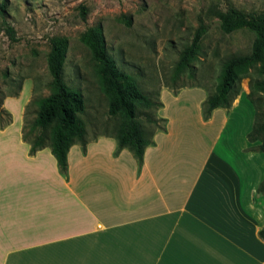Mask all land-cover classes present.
Listing matches in <instances>:
<instances>
[{"label":"crops","instance_id":"1","mask_svg":"<svg viewBox=\"0 0 264 264\" xmlns=\"http://www.w3.org/2000/svg\"><path fill=\"white\" fill-rule=\"evenodd\" d=\"M30 90L24 80L16 112L13 96L0 105L10 114L0 128V264H264V153L246 137L254 112H234L249 103L245 90L204 120L203 89H161L164 130L139 164L126 147L113 153V136L97 135L84 152L69 146L64 174L49 146L31 153L22 138ZM183 91L196 112L177 103Z\"/></svg>","mask_w":264,"mask_h":264},{"label":"rangeland","instance_id":"2","mask_svg":"<svg viewBox=\"0 0 264 264\" xmlns=\"http://www.w3.org/2000/svg\"><path fill=\"white\" fill-rule=\"evenodd\" d=\"M2 1L5 7L0 15V105L4 97L13 96L14 99L6 102L8 109L16 112L22 97L15 95L24 80L31 83L23 106L22 133L28 138L35 133L31 126L36 100L50 91V76L46 69L50 36H63L67 41L62 77L67 86L82 94L84 109L78 117L84 126V137L89 140L97 135H113L119 126V118L107 114L97 64L80 40L86 27H99L107 53L117 68L130 74L138 88L152 99H159L161 89L175 94L187 87L203 89L206 97L213 90L222 61L248 53L254 38V33L244 27L223 33L219 28L218 12L232 7L264 15V0ZM3 20L13 28L15 41L4 32ZM199 26L204 29L199 52L189 70L176 73L174 67L180 52ZM258 77L257 64L239 76L235 96L228 108L245 90L249 103L244 106L242 102L234 112H250L252 106L255 112H264L261 95L257 92L248 95L249 85ZM27 86V82L23 84L21 96L26 94ZM183 92L177 103L187 105L186 112H196L193 99L184 97L187 92ZM165 102L168 106L166 112H174L175 103L171 100ZM150 112L156 115L159 108ZM241 115L237 113L234 117L238 128L243 120ZM143 127L149 131L152 125L144 122Z\"/></svg>","mask_w":264,"mask_h":264},{"label":"trees","instance_id":"3","mask_svg":"<svg viewBox=\"0 0 264 264\" xmlns=\"http://www.w3.org/2000/svg\"><path fill=\"white\" fill-rule=\"evenodd\" d=\"M5 7L0 2V15ZM219 28L229 33L244 27L254 33L248 53L233 55L222 61L213 90L200 104L202 119H207L212 109L228 108L235 96V83L240 75L257 64L259 77L251 82L250 92L261 95L264 108V15L256 12H244L228 7L218 12ZM3 30L11 41H15L14 30L6 21H2ZM204 32L199 26L189 43L181 50L174 70L179 73L189 70L191 62L199 52V41ZM81 42L87 46L91 59L97 64V73L101 92L106 99V111L109 116H118L119 126L111 136L116 141L114 154L126 147L139 164L143 149L151 143L155 131H163L165 119L157 117L151 110L162 106L161 101L143 93L131 75L118 69L112 57L107 53L105 42L99 27H86L81 35ZM46 69L50 76L49 93L36 100V111L32 120L35 133L22 138L29 142V152L47 145L54 156L61 174L66 170V152L73 143H78L82 152L85 150V130L78 114L83 112L84 102L78 89L67 86L62 77V65L67 47L63 36L48 38ZM252 102V101H251ZM253 104V103H252ZM253 123L246 134L249 141H259L258 149L264 153V112H255L253 106ZM10 122V115L0 107V127ZM152 125L149 131L143 123ZM257 191L264 196V177L257 186ZM258 234L264 239V227Z\"/></svg>","mask_w":264,"mask_h":264}]
</instances>
